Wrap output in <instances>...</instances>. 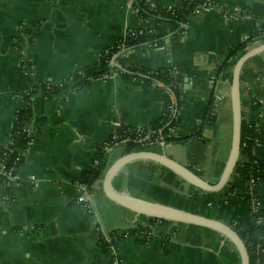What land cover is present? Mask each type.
Returning a JSON list of instances; mask_svg holds the SVG:
<instances>
[{
	"label": "crops",
	"instance_id": "1",
	"mask_svg": "<svg viewBox=\"0 0 264 264\" xmlns=\"http://www.w3.org/2000/svg\"><path fill=\"white\" fill-rule=\"evenodd\" d=\"M148 1L160 7L183 5V0ZM141 26L163 34V39L158 45L126 47L116 63L181 72L180 118L173 132L186 135L200 130L202 135L153 148L196 165L207 179L217 180L229 157L233 117L231 79L222 74L216 91L215 70L241 42L263 40L259 32L264 27V0H220L216 6L200 7L177 36L172 34L173 22L143 18L135 0H0V153L9 144L16 111L28 104L25 90L35 82L59 83L80 66L98 62L107 46ZM19 39L22 45L16 44ZM22 57L29 59L33 75L22 72ZM263 78L264 51L246 62L242 83H251L261 97ZM32 105V139L22 149L25 160L12 179L10 197L7 182L0 181V264H240L235 245L206 226L169 220L153 222L148 240L136 232L126 233L130 227L150 225L151 216L108 197L103 177L85 193L84 201L78 199V184L115 129L114 120L128 128L147 127L178 108L167 86L146 85L114 71L57 99H47L37 90ZM249 108L244 92V112ZM126 148L114 145L109 164ZM255 153L264 161V123ZM113 185L121 192L230 223L245 227L253 223L251 206L243 196L248 182L237 172L224 188L211 192L161 163L135 159L115 175ZM255 187L264 211V187Z\"/></svg>",
	"mask_w": 264,
	"mask_h": 264
},
{
	"label": "trees",
	"instance_id": "2",
	"mask_svg": "<svg viewBox=\"0 0 264 264\" xmlns=\"http://www.w3.org/2000/svg\"><path fill=\"white\" fill-rule=\"evenodd\" d=\"M204 1L205 0H183V5L181 7H160L150 4L148 0H135V3L139 9V14L143 16V18L147 19L154 17L158 20L173 22L175 30L172 34L177 36L185 31V24L188 23L190 16L197 13L198 7ZM213 2L219 3L220 0H213ZM163 37V34L156 33V31L149 26L132 27L124 36L118 39L116 44L114 43V46L110 48L108 53L104 50L98 62L80 66L70 75L64 77L59 83L53 81L35 82L31 88L25 90L24 95L28 99V104L16 111L13 131L9 136V144L5 152L2 151L0 153V160L3 164V168L0 171V181L7 182L8 197L11 196L13 190L12 177L16 175L17 169L25 160V153L22 149L29 147L31 143L32 135L30 126L34 119L32 103L37 90L41 91L47 99H57L64 93L73 91L94 78L106 77L112 69L125 77H136L146 85H150L154 82H162L175 94L178 101V108L176 110L166 111L159 118L152 121L150 126H145L144 128L147 133L142 134L140 139L136 137V129L131 128L130 132L132 136L136 138L127 142L126 150L131 151L138 148L155 146L160 144L162 140L166 142H185L192 136L202 137L200 130L186 135H177L173 132L180 118L179 105L182 101V88L180 82L184 78L181 72H176L168 67L154 69L146 66L137 67L126 65L122 62H117L114 65L109 63V58L119 50L118 44L121 42H124L126 47H137L145 44L156 45L160 43ZM16 44L22 45V40L19 39L16 41ZM247 47L248 41L245 40L231 50L229 56L225 58L215 70L217 78L219 74L223 72L224 77L231 79V74L225 73V70L230 69V66L234 64L236 58L244 52ZM259 83L262 84L263 88L261 92H263L262 95H264V82L260 80ZM252 93L257 94L254 86ZM255 100L256 102L254 99L251 101L250 117L243 111L241 156L235 167V172L244 177L248 182L247 190L243 193V196L250 205L256 202V198L260 199V193L255 186L260 184L264 187V161L255 153L257 135L262 130V124L264 123V115H262L264 111V100H259V98ZM112 147L113 146L106 147L101 145L94 155V160L98 159V162H94L90 169L84 171L81 182L88 192H92L95 182L103 177L109 165ZM191 167L197 172L202 173L198 168ZM253 179L254 181H252ZM231 190L237 193L234 186ZM252 214L253 223L250 227H245L240 225V223L232 222L231 224L245 240L249 250L251 264H264V246L262 245L264 239L263 208L261 207L257 211H252ZM260 216L261 219H259ZM159 219L162 222L169 221L167 219L151 217V223ZM148 228H150V225H138L137 227H130L125 232L137 233Z\"/></svg>",
	"mask_w": 264,
	"mask_h": 264
},
{
	"label": "water",
	"instance_id": "3",
	"mask_svg": "<svg viewBox=\"0 0 264 264\" xmlns=\"http://www.w3.org/2000/svg\"><path fill=\"white\" fill-rule=\"evenodd\" d=\"M248 45L249 47L236 58L232 69L225 70V73L231 74L233 134L227 163L217 180L210 181L190 165L181 162L165 151L153 147L138 148L125 152L107 166L102 178L104 191L107 196L133 211L155 218L202 225L218 231L235 245L240 254V264H251L250 254L245 240L231 223L208 214L121 192L114 187L113 178L127 163L135 159H149L165 165L183 179L202 190L215 192L224 188L235 172L236 164L241 156L242 119L244 111L242 94L243 67L251 57L264 51V39L258 43H255L253 40L249 41ZM222 74L223 72L219 74V79L215 87L216 91H218ZM185 80L189 82L190 77L185 76ZM165 144L166 141L162 140L161 145L164 146ZM12 179L15 180V176ZM101 221L106 233L109 234L106 224L102 219Z\"/></svg>",
	"mask_w": 264,
	"mask_h": 264
},
{
	"label": "built area",
	"instance_id": "4",
	"mask_svg": "<svg viewBox=\"0 0 264 264\" xmlns=\"http://www.w3.org/2000/svg\"><path fill=\"white\" fill-rule=\"evenodd\" d=\"M218 4L219 3H217V2H213V0H205L198 7L197 12L199 11L200 7H212V6H216ZM186 25H187V23L185 24V26ZM259 37L264 39V27L260 30ZM247 38H249V35H246V39ZM117 42H118V40L115 42V44ZM156 45H158V44H156ZM113 46H114V43L112 45L107 46L105 48V51L108 53L110 51V48L113 47ZM118 48H119V50L114 55H112L109 58V63L111 65H114L116 63V56L117 55H120L121 53H125V49H126L125 43L124 42L119 43L118 44ZM21 68H22V72L25 75H27V76H31L34 73L33 70L30 67L29 59L26 58V57H22L21 58ZM110 72H114V70L112 69ZM212 79L215 80V75L212 76ZM262 81L264 82V78L262 79ZM252 89H253V86L248 81H245V82L242 83V94L245 92V94L249 98V107L251 105L252 99H254L255 102H256V100H255L256 98H259V100H264V95L259 97L258 94L252 93ZM219 97H220V95H219ZM171 110H175V109L172 108L169 111H171ZM249 110H251V108H249ZM262 115H264V111L262 112ZM247 116L248 117L251 116L250 111H249V113L247 112ZM113 123L115 125V129L109 135V137L104 141V144H103L106 147L107 146L111 147V146H114L116 144L127 145V142L129 140H131L133 138L135 139L136 137L138 139H140V137H142V134L147 133V131H145L144 126L135 127V129H136V137H133L131 132H130L131 128H128L127 126H125L120 120H114ZM150 147H153V146H150ZM6 149H7V147H5L3 152H5ZM94 162H98V159H95ZM252 181H254V179ZM78 187H79V190L81 191V194H79L78 199L81 200V201H84L86 199L85 193L87 192V190H86V188H85V186L83 185L82 182H79ZM255 201H256L255 203L250 205L251 206V211H257L258 209L261 208L260 199L256 198ZM259 219H261V216L259 217ZM155 222L156 223H161L162 221L159 219V220H156ZM152 225H153V223L150 224V228L141 230V231L137 232V234H140L146 240H148L153 235ZM262 245H263V243H262Z\"/></svg>",
	"mask_w": 264,
	"mask_h": 264
},
{
	"label": "rangeland",
	"instance_id": "5",
	"mask_svg": "<svg viewBox=\"0 0 264 264\" xmlns=\"http://www.w3.org/2000/svg\"><path fill=\"white\" fill-rule=\"evenodd\" d=\"M193 167H195V168H197V166L196 165H192ZM200 171H201V169H199Z\"/></svg>",
	"mask_w": 264,
	"mask_h": 264
}]
</instances>
